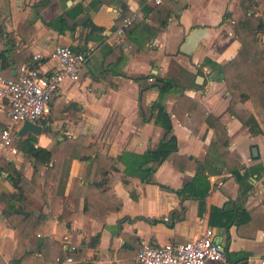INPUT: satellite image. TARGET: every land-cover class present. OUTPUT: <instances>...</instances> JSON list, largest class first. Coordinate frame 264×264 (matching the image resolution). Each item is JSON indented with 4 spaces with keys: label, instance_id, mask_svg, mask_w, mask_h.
Here are the masks:
<instances>
[{
    "label": "crops",
    "instance_id": "crops-1",
    "mask_svg": "<svg viewBox=\"0 0 264 264\" xmlns=\"http://www.w3.org/2000/svg\"><path fill=\"white\" fill-rule=\"evenodd\" d=\"M35 1L0 0V73L15 75L26 62L16 54L21 49L38 55V65L45 72L56 66L53 47L58 43L84 51L86 58L75 78L62 79L49 94V109L36 121L40 129L35 137H30L28 130L17 135V123L14 142L10 136L9 145H0V264H13L11 258L19 259L18 264H138L133 253L141 242L182 241L199 234L206 225L213 228L214 238L225 245L226 253L223 260H207L205 264H260L264 228L244 236L236 233L233 223L208 222L210 205H222L226 196L239 199L247 209L257 204L264 207V132L249 131L228 112V92L222 80L211 77L209 61L222 63L236 53L240 41L234 25L242 15L261 18L263 28L255 33V40L246 36L247 24L238 23V28L247 44L264 45V0H164L176 9L171 8L166 24L157 28L141 11V0H50L37 14L32 8ZM63 10L69 12L68 20L88 16L102 28L77 23L60 29L53 20ZM124 10L138 15L127 32L119 31L120 23H116ZM136 74H146V83H168L160 97L155 86L147 89L144 100L151 103L159 98L169 113L176 152L195 160L192 167L178 169L170 158H164L153 172L155 182L132 178L135 198L122 182L120 165L109 166L96 189L111 188L120 198V206L105 212L94 206L99 216L93 215L84 202L99 203L101 197L91 195L92 190L81 181L88 159L65 157L47 177L50 158L33 175L32 159L24 148L27 139L33 145H48L51 136L47 130L54 131L58 139L62 135L82 136V145L91 155L116 156L124 149L140 152L152 147L160 127L152 120L135 121L140 88L131 75ZM180 91L225 124L224 150L245 165H254L243 186L223 163V153L210 143L212 126L203 120L193 132L171 112ZM236 106L246 108L260 127L264 125V113L253 96L238 100ZM7 122L6 105L0 101V128ZM251 146L256 148L254 155ZM197 164L208 179L200 204L188 192L174 190L192 178ZM17 170L23 178L22 195L13 198L9 193L18 187L11 177ZM242 170L240 167L239 173ZM53 179H58L54 186ZM157 182L171 189L161 188ZM15 208L29 215L18 225L20 231L28 230L35 216L41 217V229L17 241L19 230L7 219V215L15 217ZM149 217L161 218L151 221ZM76 253L80 255L73 256Z\"/></svg>",
    "mask_w": 264,
    "mask_h": 264
},
{
    "label": "trees",
    "instance_id": "trees-1",
    "mask_svg": "<svg viewBox=\"0 0 264 264\" xmlns=\"http://www.w3.org/2000/svg\"><path fill=\"white\" fill-rule=\"evenodd\" d=\"M50 0H37L32 3V8L35 14H37L39 8L45 5ZM141 11L149 16L154 22H156V28L164 26L167 22V15L171 8H175V5L159 0L153 4H147L144 0H141ZM131 12L124 10L121 11L116 18V23L119 24L124 16L129 15ZM74 14L71 13V16ZM69 12L66 10L61 11L53 20L59 25V28L63 27L73 28L75 24H87L90 29H101L102 26L95 24L88 16H84L82 19L68 20ZM138 18L136 13L133 17L123 26L122 30L127 32L135 23ZM52 20L48 21L49 24L53 23ZM238 23L247 24L246 36H250L255 40V33L263 28L261 18L255 15H242L237 19L234 25V32L236 38L240 41V45L236 53L229 59L222 63L216 61H209L212 65L211 77L220 79L225 84V89L228 92L227 110L232 115L236 116L241 122L247 125L251 132H264V125L259 126L255 121L253 115L246 108L236 106V102L249 95L257 101L260 108L264 113V45L251 46L245 41V35L241 34L238 28ZM25 25L29 24V21L24 22ZM72 49H76L71 46ZM20 59L26 61L28 65H37L39 59L33 58L25 49L17 51ZM104 60V58H103ZM106 64L103 61V65ZM132 78L139 82V90L137 94V109L138 114L136 116L137 123H141L145 120H152L160 127L157 136V141L152 147H147L144 150L137 152L124 149L118 155L111 156L106 154H90L89 148L82 145L81 137H71L62 135L60 139L55 136L54 131H49L51 136V142L48 145L40 146L33 145L31 140L27 139V145L24 148V152L32 159V174H36L42 163H47L51 158V164L47 167V177L53 173L54 169L58 168L65 157H80L88 159V164L82 175V182L88 189L92 190L91 195H100L101 202L88 203L84 202V207L93 215H98L94 209V206L102 207L103 211L108 209H117L120 206V198L113 192L111 188H105L97 190L98 184L103 179L109 166L116 167L120 165L122 170V182L128 188L131 197H136L135 189L132 186V178L137 177L139 180L155 182L153 172L157 165L164 159L170 158L172 164L178 169L190 168L193 166L194 158L190 155L177 153L175 136L171 129L169 113L163 107V104L157 98L151 103H146L144 100V94L147 89L155 86L158 90V97L162 92L169 87L168 83L164 85H158L157 83H146V74L131 75ZM162 80L161 77H157ZM171 112L178 119V121L196 132L199 124L205 120L213 128V134L210 137V143L223 153V163L234 175L239 185L243 186L247 181L248 170L252 169L254 165H245L244 162L238 160L233 154L227 153L223 146L226 143L227 131L225 124L221 122L216 116L212 115L207 108L199 101L193 99L188 94L180 91L178 92L171 104ZM11 142H14L16 138L14 131L11 132ZM260 164H256L258 168ZM92 167V168H91ZM197 164L196 170L192 178L183 183L179 188L174 189L177 192H188L192 197L197 198L198 204L202 201L204 194L208 188V179L206 173L199 170ZM243 167L241 173L239 168ZM15 170V169H13ZM14 174L11 179L14 185L17 186V190L9 193L10 197L19 198L22 195V176L20 171ZM59 178V177H57ZM46 180V179H45ZM58 179L52 180V185L56 184ZM158 186L164 189H171L169 186L157 182ZM87 197V195H85ZM239 197V196H238ZM7 206L11 207L12 202L7 203ZM199 211V208H197ZM16 212L14 216H8L7 219L11 225L17 226L23 221L27 220V214L19 211L18 208L14 209ZM99 216V215H98ZM161 217H149L151 221L158 220ZM208 222L214 225H226L233 223L235 225L236 233L244 236H253L256 228H264V207L261 204H257L249 209L245 208L239 199H231L228 196L223 201L222 205H210L208 212ZM41 217L35 216L30 222L28 230L22 232L18 231L17 241L26 238L32 231L41 229ZM40 242V240H39ZM18 246V244H17ZM18 248V247H17ZM29 250V249H27ZM80 253L73 255L79 256ZM19 259H10L13 264H18ZM5 264V263H3Z\"/></svg>",
    "mask_w": 264,
    "mask_h": 264
},
{
    "label": "built area",
    "instance_id": "built-area-1",
    "mask_svg": "<svg viewBox=\"0 0 264 264\" xmlns=\"http://www.w3.org/2000/svg\"><path fill=\"white\" fill-rule=\"evenodd\" d=\"M132 17L133 13L124 16L118 30H122ZM53 53L56 66L49 72L38 64L21 63L13 76L0 73V101H4L8 116V122L0 128V145H9L14 126L23 119L37 121L47 114L51 91L62 79L75 78L86 58L84 51L72 49L67 43L56 44ZM37 56L32 54L33 58ZM213 233V228L206 225L199 234L182 241L141 242L133 253V260L138 264H205L207 260H223L224 252ZM259 258L260 264H264V252ZM65 259L70 257L65 256Z\"/></svg>",
    "mask_w": 264,
    "mask_h": 264
},
{
    "label": "water",
    "instance_id": "water-1",
    "mask_svg": "<svg viewBox=\"0 0 264 264\" xmlns=\"http://www.w3.org/2000/svg\"><path fill=\"white\" fill-rule=\"evenodd\" d=\"M40 129V124L37 123L36 121H33V120H29V119H23L20 123H18L16 126H15V133L17 135H21L23 134L25 131H30V137L34 138L35 137V134L39 131ZM251 152L252 154H256V148L255 146H251ZM220 243V247L221 249L223 250L224 252V256H225V253H226V247L225 245L219 241Z\"/></svg>",
    "mask_w": 264,
    "mask_h": 264
}]
</instances>
